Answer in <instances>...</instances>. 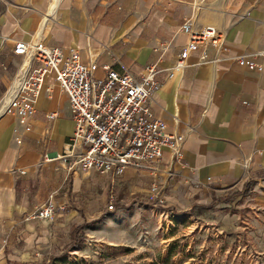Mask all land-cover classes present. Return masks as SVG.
<instances>
[{"label": "crops", "instance_id": "1", "mask_svg": "<svg viewBox=\"0 0 264 264\" xmlns=\"http://www.w3.org/2000/svg\"><path fill=\"white\" fill-rule=\"evenodd\" d=\"M185 21L221 29L227 49L211 47L207 59L198 62L193 47L187 65L169 76L189 43L180 30ZM30 39L66 53L76 49L85 63L97 62L99 76L103 64L121 63L140 76L147 64L158 63L161 85L152 110L169 132L184 135L182 154L173 163L166 148L156 176L128 169L123 184L144 185L131 195L149 193L156 181L165 186L161 203L168 208L208 205L217 189L244 194L250 188L264 203V56L256 58L262 71L237 61L264 50V0H0V100L23 60L13 54L14 42ZM50 85L51 93L38 98L31 129L0 112V216L12 218L10 227L20 226L34 243L46 224L26 217L28 212L52 196L56 211L64 206L60 220L69 223L77 216L82 180L64 162L43 161L45 153L61 152L74 130L66 93ZM46 112L58 116L50 121ZM14 214L26 220L18 224Z\"/></svg>", "mask_w": 264, "mask_h": 264}, {"label": "rangeland", "instance_id": "2", "mask_svg": "<svg viewBox=\"0 0 264 264\" xmlns=\"http://www.w3.org/2000/svg\"><path fill=\"white\" fill-rule=\"evenodd\" d=\"M74 171L82 179L77 216L61 221L60 209L42 220L32 217L42 206L34 208L26 217L46 224L35 243L0 216V264H264V203L257 195L217 189L208 205L179 210L151 202L146 191L134 197L144 185L123 184L125 174L112 178L79 164Z\"/></svg>", "mask_w": 264, "mask_h": 264}, {"label": "built area", "instance_id": "3", "mask_svg": "<svg viewBox=\"0 0 264 264\" xmlns=\"http://www.w3.org/2000/svg\"><path fill=\"white\" fill-rule=\"evenodd\" d=\"M180 30L189 36V43L184 55L169 70V76L187 65L186 55L193 47L198 49V62L207 59L211 47L220 51L227 49L225 33L213 25L194 26L185 21ZM12 52L23 60L0 100L2 114L16 116L22 127L29 130L38 98L52 91L50 83L57 84L68 98L73 133L63 143L61 152L45 153L44 162H64L68 172L79 164L85 170L115 178L130 168L156 176L166 148L171 152L173 163L181 158L184 135L169 132L167 124L152 110L151 100L161 85L157 62L147 64L140 76L129 72L121 63L118 68L103 64L104 73L99 76L96 61L85 63L76 49L66 53L44 40L16 41ZM258 56H264V50L239 56L237 61L241 66L262 71L263 65L256 61ZM215 59L220 61L221 57ZM1 67L7 70L8 64L3 61ZM45 116L51 121L58 113L46 112ZM164 189L165 186L155 181L149 196L162 202ZM51 197L33 218L54 217L57 206ZM58 207L64 209L62 205ZM113 207L114 200L110 202V208Z\"/></svg>", "mask_w": 264, "mask_h": 264}, {"label": "trees", "instance_id": "4", "mask_svg": "<svg viewBox=\"0 0 264 264\" xmlns=\"http://www.w3.org/2000/svg\"><path fill=\"white\" fill-rule=\"evenodd\" d=\"M18 185V181H17V184H16V186ZM18 189V188H17ZM245 194H249L250 193V188H248V189H246L245 190V192H244ZM134 197H138V194H134ZM123 198V196L122 195H119L117 198H115V200H114V204L115 205H118V204H120V201H121V199ZM151 202H153V203H156L157 201H153V200H151ZM197 206L195 205V206H193V209L194 208H196ZM79 226H74L73 227V230H72V233L74 232V231H77L79 228H78Z\"/></svg>", "mask_w": 264, "mask_h": 264}, {"label": "bare ground", "instance_id": "5", "mask_svg": "<svg viewBox=\"0 0 264 264\" xmlns=\"http://www.w3.org/2000/svg\"><path fill=\"white\" fill-rule=\"evenodd\" d=\"M28 62H29V60L26 62L25 66H27V65H28Z\"/></svg>", "mask_w": 264, "mask_h": 264}]
</instances>
